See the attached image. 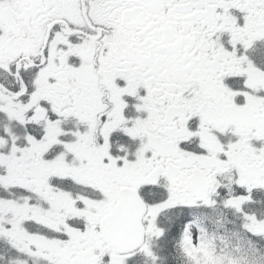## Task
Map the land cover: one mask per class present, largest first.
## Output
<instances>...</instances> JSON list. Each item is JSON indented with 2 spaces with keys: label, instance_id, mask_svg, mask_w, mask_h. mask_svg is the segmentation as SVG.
<instances>
[{
  "label": "snow or ice",
  "instance_id": "1",
  "mask_svg": "<svg viewBox=\"0 0 264 264\" xmlns=\"http://www.w3.org/2000/svg\"><path fill=\"white\" fill-rule=\"evenodd\" d=\"M0 264H264V0H0Z\"/></svg>",
  "mask_w": 264,
  "mask_h": 264
}]
</instances>
